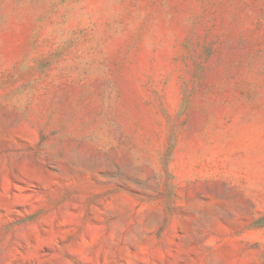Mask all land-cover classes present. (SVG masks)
<instances>
[{"label":"rangeland","instance_id":"1","mask_svg":"<svg viewBox=\"0 0 264 264\" xmlns=\"http://www.w3.org/2000/svg\"><path fill=\"white\" fill-rule=\"evenodd\" d=\"M0 264H264V0H0Z\"/></svg>","mask_w":264,"mask_h":264}]
</instances>
